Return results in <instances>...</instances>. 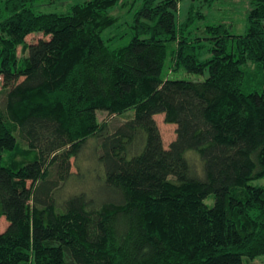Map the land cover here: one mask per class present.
<instances>
[{
  "label": "trees",
  "instance_id": "trees-1",
  "mask_svg": "<svg viewBox=\"0 0 264 264\" xmlns=\"http://www.w3.org/2000/svg\"><path fill=\"white\" fill-rule=\"evenodd\" d=\"M37 1H0V264H255L264 0H247L241 33L214 20L200 35L213 0L182 21V0ZM117 6L124 43L104 36ZM131 109L114 127L97 116ZM157 114L176 125L167 147Z\"/></svg>",
  "mask_w": 264,
  "mask_h": 264
},
{
  "label": "rangeland",
  "instance_id": "rangeland-1",
  "mask_svg": "<svg viewBox=\"0 0 264 264\" xmlns=\"http://www.w3.org/2000/svg\"><path fill=\"white\" fill-rule=\"evenodd\" d=\"M1 1V0H0ZM60 3H48V0H38L34 4V9L41 12H51V11H60L66 7V5L74 4L81 2L83 0H60ZM1 3V2H0ZM190 5V0H182L178 5V19L182 21L184 19L185 14L187 13V9ZM201 7H199L200 12H202L206 17L203 20H198L195 22L192 29L199 32L201 34V29L196 30L195 27L203 26L206 22L210 23L214 20H225L227 22H233V32L241 33L244 30V22H243V14L247 8V0H213L212 4L207 6L206 4H202L200 2ZM114 9V8H113ZM112 9V10H113ZM113 14H117L120 17L119 22L109 30H107L104 34L106 35H114V38L119 40L120 42H127L130 37L129 28L127 27V23L130 22V14L127 13V8H121L120 6L116 7ZM119 13V14H118ZM132 14V13H131ZM203 36V35H202ZM30 37H28L29 39ZM120 38V39H118ZM203 42H207L203 40ZM20 53V48L18 49ZM24 55V53L22 52ZM21 55V54H20ZM208 72L205 71L202 75L198 74H190L186 71L180 69L178 71H170L168 67H165L163 70V76L169 79H191V80H203L207 77ZM4 101V91L0 90V107L2 108ZM133 110H129L124 113V115L113 116L105 111H98L97 116L100 121H107L110 124V127H114L116 124L124 121L129 114L132 115ZM156 123L159 127L163 144L165 147L174 140L175 138V128L176 125L172 123H167L164 120L163 114H157L155 116ZM21 154H17L16 158L21 159ZM253 184H264V177L261 179H256L252 181ZM208 202H212V197L207 199ZM206 200V201H207ZM8 222L4 217L0 219V232L3 231ZM255 264H264V255L260 256L254 261Z\"/></svg>",
  "mask_w": 264,
  "mask_h": 264
}]
</instances>
